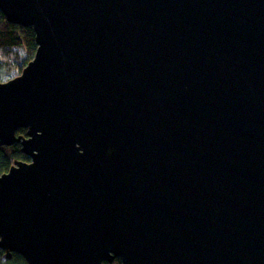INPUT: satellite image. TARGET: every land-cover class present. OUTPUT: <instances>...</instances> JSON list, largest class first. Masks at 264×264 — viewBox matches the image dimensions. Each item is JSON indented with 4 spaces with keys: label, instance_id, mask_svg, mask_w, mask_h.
Returning <instances> with one entry per match:
<instances>
[{
    "label": "water",
    "instance_id": "1",
    "mask_svg": "<svg viewBox=\"0 0 264 264\" xmlns=\"http://www.w3.org/2000/svg\"><path fill=\"white\" fill-rule=\"evenodd\" d=\"M37 50L0 82V248L27 264H264V0H0ZM21 128L26 136H17Z\"/></svg>",
    "mask_w": 264,
    "mask_h": 264
},
{
    "label": "trees",
    "instance_id": "2",
    "mask_svg": "<svg viewBox=\"0 0 264 264\" xmlns=\"http://www.w3.org/2000/svg\"><path fill=\"white\" fill-rule=\"evenodd\" d=\"M20 46H24L28 51V56L22 62L24 64L20 66V70L22 71L36 54L37 43L34 30L31 27H20L9 23L0 12V51L10 52L12 49ZM26 134L27 129L21 128L17 131L16 135L26 136ZM17 161H30V158L21 151V145L19 143H15L11 146H2L0 144V174L8 172ZM0 264L27 263L25 259L17 253H12L8 258L6 252L0 248ZM104 264H122V261L120 258H115L112 263Z\"/></svg>",
    "mask_w": 264,
    "mask_h": 264
},
{
    "label": "rangeland",
    "instance_id": "3",
    "mask_svg": "<svg viewBox=\"0 0 264 264\" xmlns=\"http://www.w3.org/2000/svg\"><path fill=\"white\" fill-rule=\"evenodd\" d=\"M27 56L28 51L24 46L12 49L10 52L0 51V82L19 76L23 71L20 70V66L24 64L22 62Z\"/></svg>",
    "mask_w": 264,
    "mask_h": 264
}]
</instances>
